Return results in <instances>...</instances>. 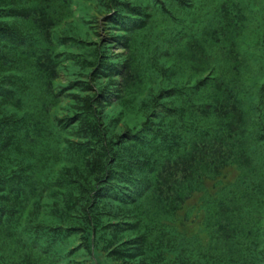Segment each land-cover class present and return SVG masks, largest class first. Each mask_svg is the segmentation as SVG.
I'll return each instance as SVG.
<instances>
[{
	"label": "trees",
	"instance_id": "1",
	"mask_svg": "<svg viewBox=\"0 0 264 264\" xmlns=\"http://www.w3.org/2000/svg\"><path fill=\"white\" fill-rule=\"evenodd\" d=\"M204 3L0 0V264H264L250 10Z\"/></svg>",
	"mask_w": 264,
	"mask_h": 264
},
{
	"label": "rangeland",
	"instance_id": "2",
	"mask_svg": "<svg viewBox=\"0 0 264 264\" xmlns=\"http://www.w3.org/2000/svg\"><path fill=\"white\" fill-rule=\"evenodd\" d=\"M205 1L206 3H204L203 8H208L209 6L214 5L216 2H218V0ZM239 1L242 5H245L250 10V12H248V29L239 41L238 50L241 58L245 61L243 75L245 76V82L249 87V89H243V110L248 122V127L255 132L260 128H264V100L262 103H259L258 106H254L248 102V99H245L249 97L256 101L262 93V86H260L259 84L264 80V57H262V53H260L255 56L256 59L252 60V55L255 52H259L258 50L263 51L264 53V0ZM252 85H254L255 87L250 89ZM258 87L259 90L255 92V88L257 89ZM191 203L192 202L189 203L188 207L191 206ZM262 211H264V209H262ZM182 215L183 213L180 212V219H182ZM197 222V219H193V221L190 222L184 221L183 229L185 230V232L189 233L193 228L198 227ZM262 225L264 226V222H262ZM250 239L252 243L259 246L258 249H264V230L262 232L254 231L252 233V238ZM43 241L44 242L41 245H44L47 240L43 239ZM41 245L38 246V249L37 246L32 245V249L29 250L30 256L28 257L29 261H32V264H87V262L83 261L73 263V260L77 258L76 253H78V250L72 251V248L70 246H66V250H64V247V249L61 251L60 248H55L59 246L56 241L53 245L54 248L47 251H42ZM58 251H60V253H58ZM36 252L38 253V256H35ZM37 259H39L41 262L36 261ZM104 261H107L109 263L106 257H104V259L100 258L99 252L96 251L94 259L92 260V264H103Z\"/></svg>",
	"mask_w": 264,
	"mask_h": 264
}]
</instances>
